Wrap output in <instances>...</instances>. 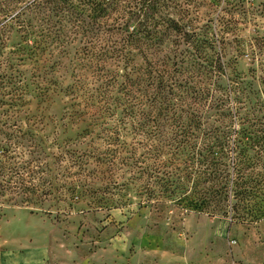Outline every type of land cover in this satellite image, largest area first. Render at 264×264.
Returning <instances> with one entry per match:
<instances>
[{"label":"rangeland","instance_id":"374dc122","mask_svg":"<svg viewBox=\"0 0 264 264\" xmlns=\"http://www.w3.org/2000/svg\"><path fill=\"white\" fill-rule=\"evenodd\" d=\"M34 1L0 0V117L2 124L13 131L17 124L25 133L20 138L14 133L17 138L10 142L0 137V237L12 229L22 232L20 227L31 217H49L74 237L82 264H96L100 252L106 255L103 261L109 260L116 236L126 244L128 261L186 264V241L205 217L212 227L211 234L202 235L206 256L191 264H264V202L258 203L259 216L253 223H230L200 213L193 205L192 174L181 167V181L187 185L182 198L145 204L131 183L135 140L125 131V137L110 147H120L121 160L112 159L113 166L90 159L84 170L71 168L67 155L68 150L109 149L104 140L108 131L115 132V120L82 117L84 92L74 99L70 91L79 86L97 94L102 67L118 80L110 92L113 98H123L119 88L129 73L160 62L159 68L174 81L192 82V92L244 81L254 84L264 102V0H111L109 14L120 16L121 31L93 25L97 16L89 1L94 0L38 1L41 5L30 6ZM58 4L68 13L57 14ZM19 13L21 17L13 19ZM143 30L154 36V46L145 56L134 50L125 53V60L101 56L127 33ZM207 59L218 61L221 70L210 72ZM46 81L53 85L43 93ZM18 88L25 98L12 107L15 113L9 112L8 94ZM136 148L138 156L145 153ZM9 167L12 176L7 175ZM152 236L159 237L158 247L149 240ZM124 261L117 259L118 264Z\"/></svg>","mask_w":264,"mask_h":264},{"label":"trees","instance_id":"16d2710c","mask_svg":"<svg viewBox=\"0 0 264 264\" xmlns=\"http://www.w3.org/2000/svg\"><path fill=\"white\" fill-rule=\"evenodd\" d=\"M38 1L49 3L51 0H36L30 6L41 5ZM89 3L95 6L94 14L97 16L93 25L118 31L123 29L120 16L109 14L113 11L111 0ZM59 6L54 10L57 14L64 16L68 13V8L60 9ZM21 15L19 13L13 19H19ZM109 21L111 24H108ZM153 38L145 30L139 34L129 32L120 43L108 45L106 53L101 56L111 54L125 60L132 50L145 56V52H150L154 46L150 44ZM206 63V68L209 67L212 73L221 70L218 61L207 59ZM159 64L147 63L145 69L129 73L119 88L123 98L110 96L118 80L115 75L106 73L103 67L99 76L102 85L97 94L79 86L71 88L74 99L79 98L81 90L84 92L82 117L108 118L115 120L117 127L115 132L108 131L104 141L109 149L103 153H99L98 149L87 152L68 150L71 168L84 170L90 159L106 160L115 165L113 160L117 157L121 160L120 147H110L125 137V131L135 140L129 166L131 183L145 204L164 205L166 199H181V195L187 192V185L183 184L180 176L183 167L192 174V195L196 196L193 205L200 213L223 217L230 223L257 221L256 207L259 202H264V102L259 98V91L253 83L235 81V85L223 87L215 83L214 89L199 87L192 92V82L187 81L183 85L179 80L174 81L166 70L159 68ZM131 74L138 76L133 79ZM48 82L43 93H47L53 85ZM25 95L20 88L8 94L11 96L9 112L15 113L12 107ZM4 114L6 116L8 111ZM1 120L2 117L0 137L4 136L10 142V138H17V133L19 138L25 136L17 124L13 125L16 129L13 131ZM32 120L29 119V125ZM104 126H109V123H103ZM136 146L142 147L145 153L138 156ZM9 148L3 147V151L9 153ZM181 157H185L183 162ZM8 172L10 174L7 175H14L11 167Z\"/></svg>","mask_w":264,"mask_h":264},{"label":"crops","instance_id":"0c3cea01","mask_svg":"<svg viewBox=\"0 0 264 264\" xmlns=\"http://www.w3.org/2000/svg\"><path fill=\"white\" fill-rule=\"evenodd\" d=\"M202 224L205 228L203 232ZM211 228L208 218L200 220L195 234L186 241L184 254L186 264L205 259L207 243L202 235L206 237L211 234ZM20 229L23 231L12 229L1 234L0 264H82L74 237L55 227L49 217H31ZM220 237L223 238V234ZM149 240L156 247L160 245L159 237L152 236ZM110 245L111 250L106 252L109 260L103 261L101 256L106 255L100 252L96 264H118L121 263L117 262L119 257L126 260L123 264H136L126 259L127 247L121 237L116 236Z\"/></svg>","mask_w":264,"mask_h":264}]
</instances>
